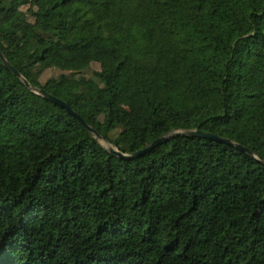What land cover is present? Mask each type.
Instances as JSON below:
<instances>
[{"label":"trees","instance_id":"obj_1","mask_svg":"<svg viewBox=\"0 0 264 264\" xmlns=\"http://www.w3.org/2000/svg\"><path fill=\"white\" fill-rule=\"evenodd\" d=\"M0 49L122 153L264 160V0H0ZM0 264H264V165L121 160L0 59Z\"/></svg>","mask_w":264,"mask_h":264},{"label":"water","instance_id":"obj_2","mask_svg":"<svg viewBox=\"0 0 264 264\" xmlns=\"http://www.w3.org/2000/svg\"><path fill=\"white\" fill-rule=\"evenodd\" d=\"M0 59L2 60L3 64L5 65V67L17 78L21 79L25 85L35 94L42 96L44 99L60 106L61 108L65 109L70 115H72L74 118H76L83 126L85 129H87L89 132L93 133L95 135V137L101 142H105L107 145H109L108 147H105L112 155L118 157L121 160H125V161H132L135 160L137 158H140L142 156H145L146 154L151 153L155 148H157L158 146L172 140L175 139L177 137H197V138H202V139H207L210 141H214V142H218L221 144H226L229 146H233L237 149H239L242 152H245L251 156H253L256 160H258L260 163H262L264 165V160L255 156L252 152H250L248 149L244 148L243 146L233 142L230 139H223L220 137H217L216 135L210 134V133H204L201 131H197V130H177L174 131L172 133H170L167 136L158 138L156 140H154L148 147L140 150V151H136L134 153H130V154H125L120 152L119 150H117L115 147H113L110 143L104 141V139L97 133L95 132L90 126H88V124L82 119V117L77 114L68 103L46 93L45 91L39 90L35 87H32L20 74V72L14 68L5 58L4 54L2 53L1 49H0Z\"/></svg>","mask_w":264,"mask_h":264},{"label":"rangeland","instance_id":"obj_3","mask_svg":"<svg viewBox=\"0 0 264 264\" xmlns=\"http://www.w3.org/2000/svg\"><path fill=\"white\" fill-rule=\"evenodd\" d=\"M61 73H51L48 74L49 76H58ZM66 76L68 77H79L82 78V82H81V88L85 91H88L91 89V84L89 82V78L91 76V71H88L87 73H82L81 72V68L79 66H72V67H68L66 68V70L64 71V73ZM127 108H130L129 106H126ZM101 144L105 147H108L109 145H107L105 142L101 141Z\"/></svg>","mask_w":264,"mask_h":264}]
</instances>
